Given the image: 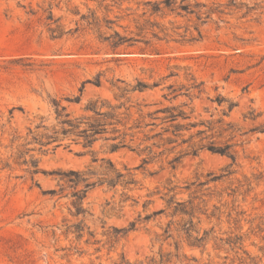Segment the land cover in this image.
Wrapping results in <instances>:
<instances>
[{
  "label": "rangeland",
  "instance_id": "rangeland-1",
  "mask_svg": "<svg viewBox=\"0 0 264 264\" xmlns=\"http://www.w3.org/2000/svg\"><path fill=\"white\" fill-rule=\"evenodd\" d=\"M148 1L160 0L109 1L110 10L96 0H0V264H157L153 258L165 264H264V132L256 129L264 125V0H190L207 4L197 8L202 11L222 4L225 13H213L203 24L195 14H152ZM94 15L103 24L114 21L104 35L115 29L133 40L114 51L89 23ZM146 20L159 26L158 37L152 29L140 31ZM83 85L82 102L68 101ZM120 87L145 112L179 107L186 118L174 123L184 127L179 136L172 127L164 133L171 123L160 111L156 126L145 131L164 134L137 142L134 150L108 154L104 141H97L92 149L98 157L137 168L138 184L117 190L97 185L82 201L84 215L74 216L73 198L62 196L70 190L45 192L60 190L54 172L91 163L90 149L69 138L57 148L56 142L43 146L37 134L45 129L37 125L42 117L46 125L54 122L55 99L78 115L90 98L118 103ZM251 107L260 114L255 120L245 117ZM190 123L196 126L188 129ZM169 136L176 142H167ZM212 141L233 144L235 160L203 148ZM36 162L46 173L32 172ZM123 192L128 199L121 206ZM169 200L193 206L194 236L204 230L212 237L243 236V247L211 239L205 248H191L180 241L178 224L168 237V223L181 221L171 216ZM81 220L88 226L81 239L66 233ZM133 220L135 230L110 239L112 226Z\"/></svg>",
  "mask_w": 264,
  "mask_h": 264
},
{
  "label": "trees",
  "instance_id": "trees-1",
  "mask_svg": "<svg viewBox=\"0 0 264 264\" xmlns=\"http://www.w3.org/2000/svg\"><path fill=\"white\" fill-rule=\"evenodd\" d=\"M100 3V5H105V7L110 10L113 4L107 3L109 1L114 2L115 4L123 2V0H96ZM190 0H160L151 2L148 1L146 5H151V12L152 14H162V16L168 14H175L176 16H187L195 14L197 19L200 20V24L206 22V20L213 14L219 13L224 14V10L221 8L222 4L218 2H214V5L209 7L206 11H202V7H208L205 3L196 2L195 5L189 2ZM233 2H231L232 4ZM203 14H206L205 17ZM85 16H83L84 18ZM93 20L89 21L91 25L98 32H100L101 38L109 42L111 48L114 51H117L123 48L127 43L133 40L132 37H128L127 35H123L118 30L114 29V33L110 35H104L102 33V29L104 27L113 29L114 21L111 19L105 18V23L103 24L102 20L94 15ZM150 27V28H149ZM154 27H159L155 22L150 20H146V22L139 26L141 32H144L146 29H152V34L154 37H158L159 33L155 30ZM161 31H165V29L161 28ZM198 30L199 38H202V31L199 29V26H196ZM167 35V33L165 32ZM193 39L198 40L197 38L193 37ZM130 45V44H129ZM124 82V80H122ZM96 85L100 86L101 82L98 80ZM173 89V92L176 91L174 85H170ZM120 92L115 94L116 99L119 101L118 103H112L109 99H101V98H90L82 107L83 113L76 115L75 113L68 111V106L62 104V100L55 99L53 100L54 105V122L51 125H46L44 117H42V121L37 127H44V131L38 133L40 144L49 145L53 142H56L55 147L62 145V141L66 138L71 139L75 143H82L85 148L90 149L89 151L92 154V161L91 163L87 164L84 168H77V169H68V170H59L54 172L55 174L59 175V182H60V190L57 189H50L47 190L45 193H50L52 195L63 193L66 190H70L67 194L62 196H70L72 197V203L76 207L75 212H73L74 216L84 215L85 209L82 207V201L86 197L88 191L97 185H104L106 184L109 189L117 190L118 186H122L123 189H129L132 185H137L138 180L136 178V173L134 172L137 168H131L127 165H124V168L118 167V165L114 162L111 157L103 156L98 157V151L93 150L94 144L102 140L105 145V149L103 150L105 153L112 154L116 153L122 149L129 148L131 150L136 149L135 144L137 142L138 145L143 144L144 141L153 139L158 135H163L164 133H168L170 128H174L172 133L175 136L180 135V131L183 124L174 123L178 121L180 117L186 118L184 116L183 110H176L179 108L177 106H167L164 108H159L154 111H144L143 105L141 103L133 102L128 96L126 87H120ZM145 86H138L135 85L133 90L144 91ZM84 93V85L80 88V94L75 97L67 98L70 102L81 103L82 96ZM179 94H175L169 99H175ZM166 98L168 95H164ZM220 103L222 102L219 101ZM234 107L233 104L229 106V110H232ZM163 111L166 113L164 116V122H170L171 125L169 128L164 130V133H155L150 135L149 132L145 131L146 127L151 125L156 126V122L153 120L158 118L157 113ZM250 115V116H249ZM259 112L255 107H251L248 115L246 114V118H250L255 120L259 117ZM147 118L152 120L146 121ZM222 121V120H220ZM231 124V123H227ZM188 129L191 127L196 126L195 123H190L188 125ZM258 131L264 132V125ZM255 129V130H256ZM253 130V131H255ZM153 131V128L150 130ZM252 131V130H250ZM202 132V131H200ZM34 130L30 129V136H33ZM143 134L144 138H140L139 135ZM34 137V136H33ZM166 141L176 142L173 137H167ZM188 142V139H184L182 143ZM155 144V143H154ZM68 144L67 146H69ZM233 144L225 143V144H216L214 141L207 144L206 147L212 152L226 154L232 157L235 160V154L232 150ZM98 164V165H97ZM34 174L43 172L46 173L44 170L39 168L38 163L36 162L34 170H32ZM125 193H122L121 202L123 203L128 199L125 197ZM191 202V201H190ZM174 203V204H173ZM169 206L173 204L171 216L172 217H181V221H173L171 220L166 227L165 232L169 237L171 235L172 226L175 224L176 231L180 238V241H185L191 248L195 247H204L207 245L209 240L214 239L215 242L218 244H225L229 245L231 249H241L243 247V236H236L233 237H219L214 235L213 237L212 230H204V234L199 236H194L192 234V219L194 217V208L191 205L189 208L187 201H173L169 200ZM164 209L154 211L153 213L147 215L145 217L146 220H149L151 216L158 215L162 213ZM187 217V219H185ZM138 220H133L130 222L129 226L127 227H116L112 226L114 229V234L112 232L109 233L110 239H117L119 237V233L127 234L128 232L135 230L137 227ZM73 227V228H72ZM86 226L81 220L78 223L73 225H69L66 228V233L74 232L78 239H81L87 229ZM91 236H95L93 231L88 232ZM178 249L180 248V243H177ZM238 252V251H237ZM154 263L157 264H165V260L157 261L155 258L152 260Z\"/></svg>",
  "mask_w": 264,
  "mask_h": 264
}]
</instances>
